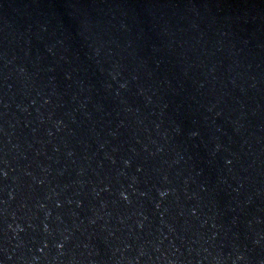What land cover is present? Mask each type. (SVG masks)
Returning a JSON list of instances; mask_svg holds the SVG:
<instances>
[{"label":"water","instance_id":"water-1","mask_svg":"<svg viewBox=\"0 0 264 264\" xmlns=\"http://www.w3.org/2000/svg\"><path fill=\"white\" fill-rule=\"evenodd\" d=\"M0 264H264V0H0Z\"/></svg>","mask_w":264,"mask_h":264}]
</instances>
